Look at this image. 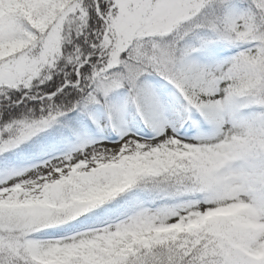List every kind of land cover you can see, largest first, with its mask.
I'll list each match as a JSON object with an SVG mask.
<instances>
[{
  "label": "snow or ice",
  "instance_id": "6c2138e0",
  "mask_svg": "<svg viewBox=\"0 0 264 264\" xmlns=\"http://www.w3.org/2000/svg\"><path fill=\"white\" fill-rule=\"evenodd\" d=\"M0 264H264V0H0Z\"/></svg>",
  "mask_w": 264,
  "mask_h": 264
},
{
  "label": "trees",
  "instance_id": "16d2710c",
  "mask_svg": "<svg viewBox=\"0 0 264 264\" xmlns=\"http://www.w3.org/2000/svg\"><path fill=\"white\" fill-rule=\"evenodd\" d=\"M20 109H12V113L14 114V115H20ZM195 134V130L193 129V135Z\"/></svg>",
  "mask_w": 264,
  "mask_h": 264
}]
</instances>
